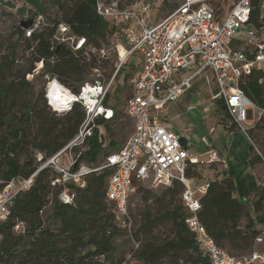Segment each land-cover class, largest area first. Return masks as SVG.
I'll use <instances>...</instances> for the list:
<instances>
[{
  "label": "built area",
  "instance_id": "1",
  "mask_svg": "<svg viewBox=\"0 0 264 264\" xmlns=\"http://www.w3.org/2000/svg\"><path fill=\"white\" fill-rule=\"evenodd\" d=\"M210 1L181 0L150 25L153 1L111 0L104 4L96 0L97 14L108 20L115 33L116 42L111 48L116 63L106 78H101L99 65L110 60L107 47L89 44L85 37L72 33L67 24H56L51 37L53 47L61 44L73 52L87 50L94 55L96 66L90 68V77L74 92L55 75L42 73L43 60L40 59L25 78L29 82L38 76L44 79L43 96L51 112L62 115L78 103L84 113L83 119L77 132L55 153L45 155L42 151H34V169L27 176L0 178V226L9 220L15 197L28 191L43 170L51 172L50 185L58 188L57 199L70 203L73 196L69 192L70 185L81 186L88 173L108 168L111 173L105 180L104 197L112 205L120 227H130L128 202L136 185L156 189L179 182L183 185L180 199L189 212L184 221L209 264H264V251L252 250L243 256H233L207 233L197 212L201 207L199 197L206 191L208 182L196 185L186 176V167L191 162L188 147L165 121L166 105L189 89L197 75L210 70L218 88L213 99L222 101L230 123L249 137L264 166V150H260L248 135L254 122L249 112L262 113L263 109L237 85L238 79L252 68L264 67V16L260 15L258 26L251 23L252 11L256 6L263 10L264 0H233L223 14H216ZM32 17L31 26L21 27L24 38L30 39L44 24L41 13ZM241 33H244L247 48L232 49V39ZM134 53L138 54L139 61L131 63L130 56ZM125 65L133 67L127 81L130 96L124 108L132 132L125 143L107 154L100 164L84 163L79 157L86 139L95 128L103 132L100 125L115 115L107 97ZM185 70L190 73L181 77ZM217 159L227 166L225 158ZM25 227V222L14 221L12 231L21 234ZM1 236L0 230V239ZM261 240L259 235L255 238L257 242Z\"/></svg>",
  "mask_w": 264,
  "mask_h": 264
},
{
  "label": "trees",
  "instance_id": "2",
  "mask_svg": "<svg viewBox=\"0 0 264 264\" xmlns=\"http://www.w3.org/2000/svg\"><path fill=\"white\" fill-rule=\"evenodd\" d=\"M48 1L56 5V18L51 23L42 14L45 8L38 6L44 24L30 39L24 38L21 27L17 26L25 51L30 54L28 64L23 69L14 70L16 54L13 44L0 56V178L3 179L27 176L34 169V151H42L45 155L55 153L77 132L83 119L84 113L78 103L60 116L51 112L46 107L43 90L41 103L32 98L34 84L25 78L40 59L43 60L42 73L55 75L74 92L90 77V68L96 66L94 55L87 50L73 52L61 44L53 47L51 37L56 24H67L72 33L85 37L89 44L98 47L107 45L115 34L108 20L97 14L96 0ZM225 1H210L216 14H223L231 7L232 4L226 5ZM260 15L264 16V8L260 10V6H256L251 23L258 26ZM103 62L100 69L107 68L108 62ZM105 72L107 77L110 76L111 73ZM237 85L263 109V115L253 127L262 125L264 128V67L252 68L238 79ZM216 104L229 119L222 101L216 99ZM117 114L116 111L114 117L104 123L103 132L95 128L86 139L80 161L93 166L100 164L107 154L121 147L107 138L108 124ZM253 127L248 129L250 138ZM27 146L33 151L32 157L20 162L18 152ZM251 148L250 163L253 165L260 159L252 145ZM194 165L189 162L186 167L185 174L189 178L200 177ZM110 173L108 168L88 173L83 185L69 186L72 201L63 203L57 199L58 188L50 185L51 172H40L32 187L15 197L9 220L0 226V264H123L124 258L115 252L114 238L121 229H129L132 220L129 210L130 227H120L112 205L105 200V180ZM223 174L219 179L209 181L206 191L200 195L201 207L197 217L218 246L239 257L243 256L240 253L250 249L260 231L249 215L248 199L233 196L235 185L229 175ZM135 188L142 192L143 205L138 227L133 233L138 242L134 257L141 264H161L165 258H170L171 264H177L185 257L190 264H208L184 221L189 212L180 199L183 185L173 182L160 195H154L141 185ZM51 203L49 217L56 220L55 229L43 224L40 213ZM251 203L253 211L258 213L256 221L264 223V185L259 186ZM243 218L246 221L241 224ZM14 221L25 222L24 233L12 231Z\"/></svg>",
  "mask_w": 264,
  "mask_h": 264
},
{
  "label": "rangeland",
  "instance_id": "3",
  "mask_svg": "<svg viewBox=\"0 0 264 264\" xmlns=\"http://www.w3.org/2000/svg\"><path fill=\"white\" fill-rule=\"evenodd\" d=\"M105 2L106 0H100ZM154 2V8L151 12V21L150 25L155 23L156 20L170 12L176 7L181 0H149ZM233 0H226L225 4H232ZM225 5V6H226ZM38 6L45 8V13H42L45 16V19L48 23H51L53 19L56 18V5L51 4L48 0H0V56L3 53H6L10 45H14L15 51V67L14 70L23 69L30 59V54L25 51L24 42L21 39V35L18 33L17 26L19 25L20 19H28L33 14H36L38 11ZM119 39V36H117ZM116 41L114 37H111L109 43L105 45L107 47V55L110 58L107 65V68L99 69L101 78H106L105 73H112L116 60L114 59V52L111 48L112 44ZM240 44L236 39H232L230 47L232 49L236 48ZM131 63L138 62V54L134 53L130 56ZM105 63V61L103 62ZM102 64V63H101ZM133 70V67L125 65L123 70L118 74L113 82V85L110 89L109 95L107 97V102L111 107L117 111L118 114L111 123L108 124L109 131L107 130L108 140L113 139L118 146H122L127 138L132 132L131 121L124 114L125 103L128 97L130 96V89L128 87V77L130 72ZM111 75V74H110ZM109 77V76H108ZM34 88L32 91V98L40 100L42 97V86L44 84V79L41 76L36 77L33 80ZM218 91L216 84L213 82L212 72L206 70L200 75H197L192 82L191 88L186 91V93L181 96L180 99L168 104L165 108L166 118L169 120L172 127L177 131L178 129L184 130L186 127H191L193 129V134L196 139H192L191 144L188 148L191 159L195 163L194 168L199 172L202 178H212L219 179L218 170L215 171L212 168H215V163L218 157L213 156L212 161L209 164V158L206 156L204 161L198 160L199 154L200 158L205 156V145L211 144L213 148L224 149L222 145V138H226L227 131L225 125H228L230 128V121L227 115L222 109H219L216 104V99L211 100L210 96L212 93ZM42 103V101L40 100ZM190 105V106H189ZM187 106L192 108L187 110ZM254 118L256 117V111L253 112ZM63 115V114H62ZM259 117L263 115L258 113ZM60 116V115H58ZM257 120H254L251 127L254 126ZM103 130L104 124L100 125ZM231 128H234L231 127ZM230 128V129H231ZM253 133H251V139L253 143L259 148H264V128L262 125L260 127H253ZM252 129V128H251ZM204 130V131H203ZM208 132V136L212 140L207 141L203 140L201 143L200 136ZM181 134V132H180ZM205 146V147H204ZM212 148V147H211ZM32 149L27 146L18 152V158L20 162L32 157ZM192 165V164H191ZM191 167V166H190ZM219 169V168H218ZM259 175H264V166H259L257 170ZM215 175H217L215 177ZM260 176V177H261ZM215 177V178H214ZM192 179V177H191ZM260 180V179H259ZM264 185V182H262ZM260 186H262L260 184ZM149 189V188H147ZM165 187H159L156 189H149L154 195H160ZM142 192H137L136 188L129 197L128 207L130 210L132 225L129 229H121L120 232L115 236V252L117 255H121L124 258L125 264H141V262L134 257V251L138 247V242L135 241L133 237L134 231L138 227L139 213L143 205L141 200ZM254 200V197L248 199L246 202L247 209L249 210L250 217L254 220L255 227L260 231L259 236L262 237L261 241H255L252 243L250 249L245 253H240L239 255H245L252 250L264 251V223L256 221V216L258 213L253 211V206L251 201ZM264 210V207H263ZM52 211V203L47 205L42 212L43 224L48 225L51 229L56 228V220L49 217ZM246 221V218L241 220V224ZM230 254V250L226 249ZM235 255V254H233ZM170 258H165L161 264H171ZM177 264H190L188 257L185 259H180ZM209 264V263H208Z\"/></svg>",
  "mask_w": 264,
  "mask_h": 264
},
{
  "label": "crops",
  "instance_id": "4",
  "mask_svg": "<svg viewBox=\"0 0 264 264\" xmlns=\"http://www.w3.org/2000/svg\"><path fill=\"white\" fill-rule=\"evenodd\" d=\"M110 1L111 0H106L105 2H102V3L106 4V3H109ZM234 39H236L237 41L240 42V44L234 49H246L247 48V46L245 45V42L243 41L244 33H241L240 35H238ZM189 73H190L189 70L182 71L181 77L188 75ZM193 80H192V82H193ZM191 86H192V84H191ZM189 89L185 90L177 99H180L181 96H183L186 93V91H188ZM216 92L211 94V96H210L211 100H215V99H213V96L216 94ZM189 106H187L188 107L187 110L192 109V108H189ZM253 112L254 111L249 112V117L251 119H253V121H254V120H256V118L259 115H257L258 112L256 111V117L254 118ZM164 113H165V111H164ZM164 116H165L166 123L168 125H170V127L176 133L179 134L182 142L189 148V146L191 144L190 140L196 139V137L193 134V132H194L193 129L188 126V127L184 128V130L178 129L176 131L172 127V125L170 124L169 120L166 118V114H164ZM224 127H225L226 131L228 132L226 138H224V140L222 138V145H223L224 149H222V150L217 149V148L215 149V148H213L214 146H210L211 144H207V145H205L206 147L204 146L206 148L204 151V152H206V154H204L205 156H202V158H200V154H199L198 160L204 161V158H206V156H207L209 158V164H210V162H213L212 161L213 156H217L218 158H225L226 163H227L226 167H224L218 161L217 163H215V168L213 167L212 169L215 171L218 170V175H220V174L224 175L223 173H225L231 177V179L235 185V190L233 192V196H235L237 198L251 199V197L253 198L255 196L257 189L259 188L260 184L263 185L262 182H264V175L261 176L257 172V170L259 169V166H262V164L260 162H258L256 164L252 165L250 163V157L252 156V153H253L252 148H251V140L249 139V137L244 132L237 130V129H234V128L230 129V128H228V125H225ZM180 132H181V134H180ZM204 133L205 134H202L200 136L201 143H203L202 141L204 139L207 141L212 140V138L207 135L208 132H204ZM189 158H190L191 162L194 161V160L192 161V159H191L190 152H189ZM221 175H220V177H221ZM216 176L217 175H215V177ZM202 177L203 176L193 177L191 183L196 184V185H204L207 182L214 180L212 178L205 179ZM220 177H218V178H220ZM198 195H200V194L198 193Z\"/></svg>",
  "mask_w": 264,
  "mask_h": 264
},
{
  "label": "water",
  "instance_id": "5",
  "mask_svg": "<svg viewBox=\"0 0 264 264\" xmlns=\"http://www.w3.org/2000/svg\"><path fill=\"white\" fill-rule=\"evenodd\" d=\"M33 23V17H29L28 19H20L19 21V26L23 28H27L31 26Z\"/></svg>",
  "mask_w": 264,
  "mask_h": 264
}]
</instances>
